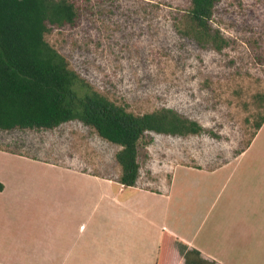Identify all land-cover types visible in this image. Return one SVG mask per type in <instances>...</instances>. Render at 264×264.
Masks as SVG:
<instances>
[{
    "label": "rangeland",
    "instance_id": "obj_1",
    "mask_svg": "<svg viewBox=\"0 0 264 264\" xmlns=\"http://www.w3.org/2000/svg\"><path fill=\"white\" fill-rule=\"evenodd\" d=\"M68 1L75 24L49 27L44 40L87 90L136 116L170 109L202 127L198 135L145 133L137 185L157 186L180 162L219 166L249 144L264 116V0H218L208 26L226 41L221 51L190 32L191 0ZM3 149L90 176L120 175V147L78 120L0 131Z\"/></svg>",
    "mask_w": 264,
    "mask_h": 264
},
{
    "label": "crops",
    "instance_id": "obj_2",
    "mask_svg": "<svg viewBox=\"0 0 264 264\" xmlns=\"http://www.w3.org/2000/svg\"><path fill=\"white\" fill-rule=\"evenodd\" d=\"M167 173L123 186L0 150V264H264V122L229 161Z\"/></svg>",
    "mask_w": 264,
    "mask_h": 264
},
{
    "label": "trees",
    "instance_id": "obj_3",
    "mask_svg": "<svg viewBox=\"0 0 264 264\" xmlns=\"http://www.w3.org/2000/svg\"><path fill=\"white\" fill-rule=\"evenodd\" d=\"M217 2L191 0L186 17L196 39L221 51L226 41L208 26ZM76 19L68 0H0V131L50 130L78 120L120 147L115 154L118 182L135 186L140 170L138 145L145 133L198 135L202 127L170 109L136 116L87 90L44 40L49 27L74 25ZM76 86L84 90L82 95ZM263 122L264 116L255 130Z\"/></svg>",
    "mask_w": 264,
    "mask_h": 264
}]
</instances>
